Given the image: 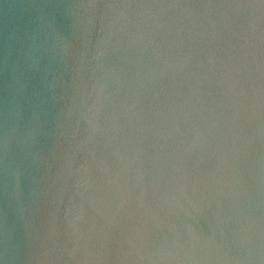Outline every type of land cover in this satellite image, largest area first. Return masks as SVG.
I'll return each instance as SVG.
<instances>
[{
	"label": "water",
	"instance_id": "95a60500",
	"mask_svg": "<svg viewBox=\"0 0 264 264\" xmlns=\"http://www.w3.org/2000/svg\"><path fill=\"white\" fill-rule=\"evenodd\" d=\"M0 264H264V0H0Z\"/></svg>",
	"mask_w": 264,
	"mask_h": 264
}]
</instances>
